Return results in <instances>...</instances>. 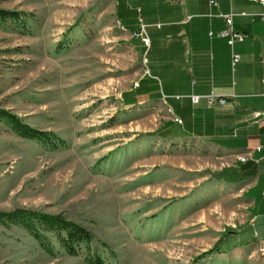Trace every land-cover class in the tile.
<instances>
[{
    "label": "rangeland",
    "instance_id": "rangeland-1",
    "mask_svg": "<svg viewBox=\"0 0 264 264\" xmlns=\"http://www.w3.org/2000/svg\"><path fill=\"white\" fill-rule=\"evenodd\" d=\"M0 9L16 12L0 19V109L60 139L42 145L0 120V211L61 214L91 231L105 264H264V198L254 203L244 180L257 173L217 180L245 162L197 138L156 135L172 123L160 101L123 103L144 65L116 0H0ZM226 228L236 239L216 253ZM52 244L45 252L0 225V264H86Z\"/></svg>",
    "mask_w": 264,
    "mask_h": 264
},
{
    "label": "crops",
    "instance_id": "crops-1",
    "mask_svg": "<svg viewBox=\"0 0 264 264\" xmlns=\"http://www.w3.org/2000/svg\"><path fill=\"white\" fill-rule=\"evenodd\" d=\"M216 3L116 0V15L124 30L135 31L143 23L150 38L146 64L137 78L140 86L125 92L124 102L160 101L172 123L174 117L181 120L178 126L185 138H197L237 159L249 156L257 175L244 180L249 187L255 185L250 193L258 205L264 198V127L254 122L252 114L264 113V22L257 16L264 7L253 0ZM229 12L234 13L233 29L246 35L232 47L217 36L226 27L220 15ZM134 40L144 54L140 40ZM233 52L240 56L235 66L231 64ZM210 92L226 102L211 106L205 100L190 102V95Z\"/></svg>",
    "mask_w": 264,
    "mask_h": 264
},
{
    "label": "trees",
    "instance_id": "trees-1",
    "mask_svg": "<svg viewBox=\"0 0 264 264\" xmlns=\"http://www.w3.org/2000/svg\"><path fill=\"white\" fill-rule=\"evenodd\" d=\"M7 17H16V12H8L0 9V19L5 20ZM140 86V84L138 85ZM140 92V90H137ZM125 105H130L132 102H124ZM0 120L11 125L13 131L21 138L36 141L42 145H55L60 139L53 133L38 130L21 123L19 118L6 110L0 109ZM160 137L182 138L185 133L180 130L178 123H168L163 128L157 131ZM253 162H245L238 165V173L234 169H222L214 172L212 176L217 180L226 182H237L243 179L246 175H255L253 172ZM243 170L244 174H240ZM241 175V176H240ZM256 203V201L254 202ZM0 225L17 226L25 230L38 245L48 253H52L54 240L58 246L69 256H84L86 264H105L101 255L91 247L94 241V236L89 229L75 223L61 214H50L39 210L27 208H15L9 211H0ZM251 228V227H250ZM249 230V229H248ZM247 230V232H248ZM233 232V233H232ZM232 233V234H230ZM236 233L230 228H226L221 234V238L215 243L212 251L216 253H226L230 250L228 242L236 239ZM249 230L248 235H251ZM248 240L245 238L237 245H247Z\"/></svg>",
    "mask_w": 264,
    "mask_h": 264
},
{
    "label": "built area",
    "instance_id": "built-area-1",
    "mask_svg": "<svg viewBox=\"0 0 264 264\" xmlns=\"http://www.w3.org/2000/svg\"><path fill=\"white\" fill-rule=\"evenodd\" d=\"M173 2H179V1H183V0H171ZM254 2L259 3L260 5H262L264 7V0H253ZM209 4L210 5H216V0H209ZM241 15H245V13H241ZM224 18L225 20V25L226 27L219 31V33H217V36L220 38H224L226 39L227 44L232 47L234 45V43L237 42H243L246 35L242 32L236 31L233 29V16L234 13L229 12L225 15H220ZM258 18L264 22V10L260 13L257 14ZM133 34H141L142 37V46L144 47V54L142 57V62L143 65L146 64V53L147 50L150 47V38L147 34L146 31V26L143 23L139 24V27L137 30L132 31L131 32V37L133 38ZM210 35H213L212 33H210ZM240 60V56L236 53H232L231 54V64L232 66H235ZM138 86V81L135 82V86L133 87H137ZM190 102L193 104H197L200 102V100H205L207 106H211L214 104H224L226 102V100H220V95L215 94L214 92H210L208 94L205 95H190L189 96ZM253 116V120L256 124L264 127V113H260V112H253L252 114ZM174 122H177L178 124L181 123V120H179L177 117H174ZM257 151H260L261 148L258 146L256 147ZM241 162H246L249 159V156L246 157H239L238 158ZM262 196H264V191L262 192ZM256 235V234H255ZM262 247H264V242H262Z\"/></svg>",
    "mask_w": 264,
    "mask_h": 264
},
{
    "label": "bare ground",
    "instance_id": "bare-ground-1",
    "mask_svg": "<svg viewBox=\"0 0 264 264\" xmlns=\"http://www.w3.org/2000/svg\"><path fill=\"white\" fill-rule=\"evenodd\" d=\"M134 37H137L140 39L141 43H142V37H141V34H133ZM133 37V38H134ZM133 86H135V82L133 84ZM220 100H226V98H224L223 96H220ZM262 250L264 251V248H262Z\"/></svg>",
    "mask_w": 264,
    "mask_h": 264
}]
</instances>
